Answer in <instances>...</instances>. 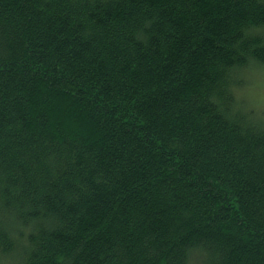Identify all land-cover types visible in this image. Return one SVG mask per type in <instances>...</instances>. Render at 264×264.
Returning <instances> with one entry per match:
<instances>
[{"label":"trees","instance_id":"1","mask_svg":"<svg viewBox=\"0 0 264 264\" xmlns=\"http://www.w3.org/2000/svg\"><path fill=\"white\" fill-rule=\"evenodd\" d=\"M260 68L264 0H0V264H264Z\"/></svg>","mask_w":264,"mask_h":264},{"label":"rangeland","instance_id":"2","mask_svg":"<svg viewBox=\"0 0 264 264\" xmlns=\"http://www.w3.org/2000/svg\"><path fill=\"white\" fill-rule=\"evenodd\" d=\"M243 89L238 92V101L244 102L249 107L248 111H257V117L264 119V68L256 70V72L248 73L244 77ZM254 112V111H253ZM195 264V263H192Z\"/></svg>","mask_w":264,"mask_h":264}]
</instances>
